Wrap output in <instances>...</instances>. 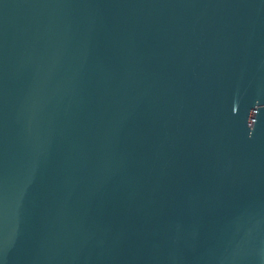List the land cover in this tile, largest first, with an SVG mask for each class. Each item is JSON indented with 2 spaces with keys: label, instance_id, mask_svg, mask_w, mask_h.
<instances>
[{
  "label": "water",
  "instance_id": "95a60500",
  "mask_svg": "<svg viewBox=\"0 0 264 264\" xmlns=\"http://www.w3.org/2000/svg\"><path fill=\"white\" fill-rule=\"evenodd\" d=\"M0 264H264V0H0Z\"/></svg>",
  "mask_w": 264,
  "mask_h": 264
}]
</instances>
